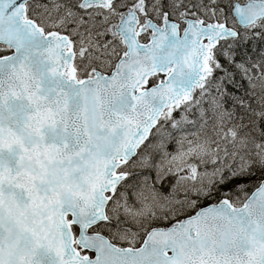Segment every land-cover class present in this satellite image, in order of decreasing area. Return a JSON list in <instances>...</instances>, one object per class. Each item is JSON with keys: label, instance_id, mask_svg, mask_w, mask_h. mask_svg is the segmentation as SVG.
<instances>
[{"label": "snow or ice", "instance_id": "obj_1", "mask_svg": "<svg viewBox=\"0 0 264 264\" xmlns=\"http://www.w3.org/2000/svg\"><path fill=\"white\" fill-rule=\"evenodd\" d=\"M0 264H264V0H0Z\"/></svg>", "mask_w": 264, "mask_h": 264}]
</instances>
